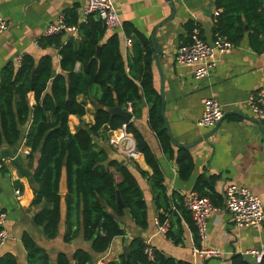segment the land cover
<instances>
[{
	"label": "crops",
	"instance_id": "obj_1",
	"mask_svg": "<svg viewBox=\"0 0 264 264\" xmlns=\"http://www.w3.org/2000/svg\"><path fill=\"white\" fill-rule=\"evenodd\" d=\"M86 0H0V13L9 22V30L0 34V71L9 61L18 63L20 55L32 54L40 58L44 53H54L59 66L58 50L54 47L43 49L38 40L50 22L64 16L67 20L77 17L82 20L81 10ZM122 19L123 27L118 31L122 40L121 48L125 56L132 47L126 50L125 26L130 24L145 34L150 40L155 28L172 15L171 3L176 7L175 17L161 26L155 33L156 43L161 49L160 75L153 54L154 87L165 99V116L174 139L180 144H191L200 137L212 133L194 148L190 149L195 160V169L188 180H182L178 173L175 159L170 158L163 150L160 139L151 128L149 112L151 105L146 101L141 105V114L134 117V123L148 141L165 176L168 193L177 192L188 196L195 191V185L204 174L220 176L216 190L223 196V204L212 213L208 222V246L222 251L220 257L201 258L194 256L193 248L197 243V231L182 216L181 211L166 212L173 220V232L177 240L170 239L158 232L156 220L159 218L148 176L141 171L152 174V168L139 152L131 155L110 143V139L120 136L121 129L107 130L102 128L94 142L104 149L111 160H119L136 176L148 207V227L137 226L131 215L118 218L125 231L123 236H116L109 249L104 253L92 250V244L79 236L67 243L66 207L63 206V219L56 238H49L43 228L34 223V216L49 203L43 201L34 204V170L40 154L30 157V148L23 138L16 145L4 144L0 148V210L7 213V229L10 237L0 248V256L12 253L18 264H28V253L22 237L30 234L36 243L48 253L50 264H57L58 255L65 253L71 260L77 248H85L91 255L94 264H108L111 260L126 253L129 242L134 238L150 241L151 245L166 257L191 264H232L235 255H242L249 264H259L249 253L264 247V223L261 229L240 228L235 225L225 206L224 191L228 184L236 183L247 186L259 195L264 203V124L256 119L248 106L249 96L260 88H264V51L256 52L250 45L248 33L238 45L225 53H218V65L212 74L204 79H196L194 68L176 64L175 54L182 44L190 42L188 23L200 21L209 24L213 31L216 16L221 12L215 0H114ZM264 2V0H263ZM68 22V21H67ZM69 23V22H68ZM202 29V28H201ZM204 30V27H203ZM205 35V30H204ZM69 36L65 35V38ZM132 38V37H131ZM206 39V38H205ZM215 39V35H214ZM153 45V42L151 40ZM154 50V45H153ZM97 91L88 96L80 95L78 99L87 103V113L82 118L70 115L69 126L76 133L86 125L95 121L98 107ZM213 98L219 101L225 113L237 111L245 116L229 114L215 127H203L198 124L204 101ZM34 103V96L29 95ZM163 107V103H162ZM125 109V108H124ZM168 131V130H167ZM27 132V128L24 130ZM177 150L179 146L174 144ZM16 190H20L18 194ZM67 192V177L66 191ZM172 209L175 207L173 205ZM192 218V216H191ZM193 222V221H192Z\"/></svg>",
	"mask_w": 264,
	"mask_h": 264
},
{
	"label": "trees",
	"instance_id": "obj_2",
	"mask_svg": "<svg viewBox=\"0 0 264 264\" xmlns=\"http://www.w3.org/2000/svg\"><path fill=\"white\" fill-rule=\"evenodd\" d=\"M221 10L216 16L213 33L224 36L238 45L248 33L251 47L258 53L264 51V2L263 0H215ZM79 25V36L65 38V33L45 37L38 43L43 49L58 50L59 66L54 53H44L40 58L24 53L18 63L7 62L0 71V148L4 144L16 145L23 138L30 148V157L39 153L34 170L33 203H49L34 216V223L43 228L49 238H56L66 207V232L64 241L69 243L83 232L96 253L106 252L116 236L125 234L118 218L128 212L134 223L148 227V207L134 173L121 161L111 160L108 153L97 146L94 137L102 128L118 130L126 124L137 149L145 157L153 172L141 171L148 176L151 191L161 221L169 219L168 236L177 240L173 220L166 212L181 211L185 220L193 225L191 213L184 206V197L167 191L165 176L148 141L134 122L125 123L120 116L106 110L118 103L126 108L132 103L134 117L141 114L144 101L151 105L149 121L160 139L164 152L178 165L182 180H188L195 169L192 152L184 147H174L162 116V98L154 87L153 45L151 40L132 25L125 26L133 39L132 51L125 56L118 32L107 34L101 20L90 15L86 21L77 17L67 20ZM198 23H188L190 32ZM97 91L98 107L95 121L76 133L69 126L70 115L80 118L87 113V103L80 95L88 96ZM33 94L32 104L29 95ZM27 128V132L24 130ZM64 171L67 192L62 194L61 181ZM220 176L200 175L194 190L208 196L216 206L223 204V196L216 190ZM120 193L124 207L118 204ZM175 207L173 210L172 207ZM5 212L0 210V214ZM28 253V264H50L48 253L34 238L24 233L22 237ZM145 240L134 238L126 253L108 264H191L159 253L150 261L145 255ZM72 259L75 264H94L92 255L85 248H77ZM0 264H18L12 253L0 256ZM57 264H72L65 254L58 255ZM232 264H249L242 255H235ZM264 264V261L259 263Z\"/></svg>",
	"mask_w": 264,
	"mask_h": 264
},
{
	"label": "built area",
	"instance_id": "obj_3",
	"mask_svg": "<svg viewBox=\"0 0 264 264\" xmlns=\"http://www.w3.org/2000/svg\"><path fill=\"white\" fill-rule=\"evenodd\" d=\"M82 20L92 15L102 21L107 34L118 32L122 27V19L115 6L114 0H86L81 10ZM9 30V22L0 13V34ZM79 25L77 23H68L64 16L50 22L45 31V37L65 33L67 36L78 37ZM215 46H211L203 36L202 29L194 26L190 32V42L182 44L175 54V62L178 65L193 67L196 79L209 77L218 65V53H225L234 47V43L228 41L224 36L217 34L215 36ZM264 41V35H263ZM133 45V39L126 37V50ZM22 55H20L18 62ZM248 106L254 117L264 124V88L258 89L248 98ZM127 111H133L131 102H128ZM222 104L213 98H207L204 101L203 112L198 119V124L203 127H215L224 116ZM125 142V143H124ZM110 143L119 151L120 149L131 155L136 154V141L132 134L126 130V124L121 128V134L118 137L110 139ZM19 194L20 190H16ZM225 206L230 213L235 225L240 228L261 229L264 223V203L262 198L253 192L249 187L230 183L224 191ZM184 206L190 211L193 224L197 231V243L194 245V256L201 258H215L222 255L218 248L208 246V222L212 213L216 210V205L208 196H202L198 191L191 192L184 199ZM7 213L0 214V248L9 239L10 234L7 229ZM158 232L168 236L171 227L169 219L161 221L156 220ZM171 239V238H170ZM145 255L148 260H156V249L150 241L145 240ZM255 257L257 263L264 261V247L249 251Z\"/></svg>",
	"mask_w": 264,
	"mask_h": 264
},
{
	"label": "water",
	"instance_id": "obj_4",
	"mask_svg": "<svg viewBox=\"0 0 264 264\" xmlns=\"http://www.w3.org/2000/svg\"><path fill=\"white\" fill-rule=\"evenodd\" d=\"M171 8H172V15L167 19L165 20L164 22L160 23L156 28H155V31H154V34L152 35V42H153V45H154V58H155V62H156V65L159 69V72H160V75L163 77V74H162V69H161V65H160V53H161V49L158 47V44L156 43V39H155V33L157 32V30L163 26L164 24L170 22L176 15V7L173 3H171ZM200 23L203 25L204 27V30H205V38H206V41L211 45V46H215V41H214V33L211 29V27L209 26L208 23L204 22V21H200ZM162 103H163V107H162V116H163V119H164V122H165V126L168 130V134L172 140V142L176 145V146H179V147H184L186 149H192L194 148L195 146H197L199 143H201L203 140H206L207 138H209L212 133H209L207 135H204L202 137H200L199 139H197L195 142L191 143V144H180L179 142H177L173 135H172V132L170 131V127H169V124H168V121L166 119V116H165V99H164V94L162 93ZM106 110L108 112H110L112 115H116V116H120L121 118L124 119L125 123H130V122H133L134 121V116L131 112L127 111L126 109L122 108L118 103H116V105L114 107H111V108H106ZM229 114H237V115H241V116H245L243 115L242 113H239L237 111H229V112H226L224 113V116L223 118L221 119V121L216 125V128L217 129L220 125V123L229 115ZM255 122H257L259 125L262 126V123L257 120V119H253ZM136 155L139 154V150L137 149L136 147V151H135ZM61 193H64L66 191V172L64 171L63 173V176H62V181H61V189H60ZM118 204L120 207H124V203H123V200H122V197L120 195V193L118 192Z\"/></svg>",
	"mask_w": 264,
	"mask_h": 264
},
{
	"label": "bare ground",
	"instance_id": "obj_5",
	"mask_svg": "<svg viewBox=\"0 0 264 264\" xmlns=\"http://www.w3.org/2000/svg\"><path fill=\"white\" fill-rule=\"evenodd\" d=\"M125 143V142H124Z\"/></svg>",
	"mask_w": 264,
	"mask_h": 264
}]
</instances>
